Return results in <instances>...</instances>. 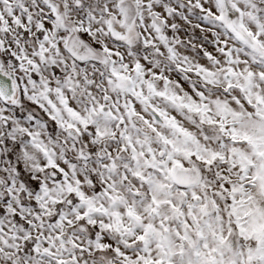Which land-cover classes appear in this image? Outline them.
I'll return each instance as SVG.
<instances>
[{"label":"snow or ice","instance_id":"1","mask_svg":"<svg viewBox=\"0 0 264 264\" xmlns=\"http://www.w3.org/2000/svg\"><path fill=\"white\" fill-rule=\"evenodd\" d=\"M0 264H264V0H0Z\"/></svg>","mask_w":264,"mask_h":264}]
</instances>
